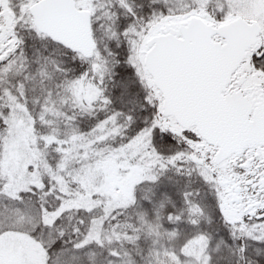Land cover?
<instances>
[{"label":"snow or ice","instance_id":"snow-or-ice-1","mask_svg":"<svg viewBox=\"0 0 264 264\" xmlns=\"http://www.w3.org/2000/svg\"><path fill=\"white\" fill-rule=\"evenodd\" d=\"M0 264H264V0H0Z\"/></svg>","mask_w":264,"mask_h":264}]
</instances>
